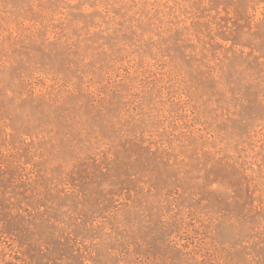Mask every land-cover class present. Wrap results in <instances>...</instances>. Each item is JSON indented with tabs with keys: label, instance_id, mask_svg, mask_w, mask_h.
Segmentation results:
<instances>
[{
	"label": "rangeland",
	"instance_id": "374dc122",
	"mask_svg": "<svg viewBox=\"0 0 264 264\" xmlns=\"http://www.w3.org/2000/svg\"><path fill=\"white\" fill-rule=\"evenodd\" d=\"M0 264H264V0H0Z\"/></svg>",
	"mask_w": 264,
	"mask_h": 264
}]
</instances>
